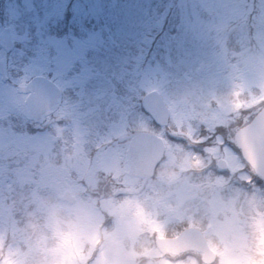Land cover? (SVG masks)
I'll return each mask as SVG.
<instances>
[{"label":"rangeland","instance_id":"374dc122","mask_svg":"<svg viewBox=\"0 0 264 264\" xmlns=\"http://www.w3.org/2000/svg\"><path fill=\"white\" fill-rule=\"evenodd\" d=\"M61 21L69 27L62 38L56 37ZM233 47L242 51L241 62L232 58ZM259 52L264 0H0V62L6 57L23 73L53 81L61 90V118L69 119L52 131L49 121L31 120L11 83L0 79V234H18L5 210L8 199L33 190L71 196L98 187L125 198L132 228L156 238L177 234L159 186L127 175L128 144L116 142L139 132L160 137L164 157L183 164L196 183L215 188L227 181L233 195L264 193L243 174L229 143L227 111L233 100L248 111L264 103V60L253 55ZM150 91L169 109L163 128L140 111L139 101ZM191 92L217 99L200 111L173 99ZM90 138L113 147L101 152L97 143L91 151L85 147ZM69 147L74 159L58 166ZM6 150L21 158L8 159ZM219 159L226 163L223 174L213 172ZM44 214L37 209L31 216L39 224ZM82 255L71 253L70 264H86ZM0 264H11L3 242Z\"/></svg>","mask_w":264,"mask_h":264},{"label":"clouds","instance_id":"9594fccd","mask_svg":"<svg viewBox=\"0 0 264 264\" xmlns=\"http://www.w3.org/2000/svg\"><path fill=\"white\" fill-rule=\"evenodd\" d=\"M230 54L237 62L244 58L239 48L233 47ZM253 55L264 60V52ZM0 76L11 83L20 106L34 109L41 124L50 122L46 125L50 131L53 125L69 123L67 116L61 118L62 97L39 87L34 76L18 70L6 57ZM173 99L183 108L200 111L209 99L217 98L191 92L176 93ZM227 111L229 143L242 158L243 174L264 182V105L258 109L259 117L248 111L242 100H233ZM97 143L101 152L113 147L92 138L85 147L94 151ZM116 143L123 147L131 140ZM5 155L10 160L21 158L14 150H6ZM74 155L69 147L57 165L70 164ZM141 171L152 185L159 186L177 234L158 239L132 228L125 198H113L100 187L71 196L33 190L5 204L18 230L16 235L0 234L11 264H70L73 252L82 253L79 259L86 257V264H264V193L233 195L227 181L215 188L201 185L185 174L183 164L175 158H148ZM238 179L239 174L233 178ZM241 187L247 190L250 186ZM37 209L45 213L39 224L31 216ZM148 247L151 252L146 251Z\"/></svg>","mask_w":264,"mask_h":264},{"label":"water","instance_id":"95a60500","mask_svg":"<svg viewBox=\"0 0 264 264\" xmlns=\"http://www.w3.org/2000/svg\"><path fill=\"white\" fill-rule=\"evenodd\" d=\"M5 30V33H8ZM9 47V43H7ZM0 65H3L0 62ZM38 86L48 92L56 91L61 95L60 89L49 79L42 76H35ZM1 82L5 83L2 76H0ZM141 108L143 111L151 118L153 123L158 127H163L167 124L169 120V110L165 105L163 99L156 91L147 93L140 101ZM27 116L31 120H37V113L32 108H27ZM261 115L260 111L257 112L256 116ZM131 143L128 144V149L126 151V157L128 161V176L132 178L146 179L148 177L141 171L142 162L148 158H159L163 157L165 152V146L163 141L150 133H138L134 135L131 139ZM247 156V154H246ZM219 169L225 168L224 161H219L217 163ZM160 239V238H158ZM167 239V238H163ZM171 255V252L167 253Z\"/></svg>","mask_w":264,"mask_h":264},{"label":"trees","instance_id":"16d2710c","mask_svg":"<svg viewBox=\"0 0 264 264\" xmlns=\"http://www.w3.org/2000/svg\"><path fill=\"white\" fill-rule=\"evenodd\" d=\"M67 18H68V16H67ZM59 26L60 27H57L56 29H58L59 31H58V35L56 36V37H65V36H67L66 35V33L68 32V30H69V27H67V22L65 21H61V23H59ZM53 33H56L55 31L53 32ZM52 33V34H53ZM155 36H156V38L158 37V34H155ZM261 105H264V103L263 104H261ZM261 105H259L256 109H253V110H250V112H254V113H256L257 111H258V109H260V107H261ZM140 111H141V113L144 115V113L142 112V110L140 109ZM145 116V115H144ZM260 182H262L261 180H259ZM264 183V182H263Z\"/></svg>","mask_w":264,"mask_h":264}]
</instances>
